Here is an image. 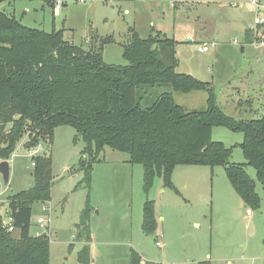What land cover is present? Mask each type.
Masks as SVG:
<instances>
[{
	"label": "rangeland",
	"instance_id": "obj_1",
	"mask_svg": "<svg viewBox=\"0 0 264 264\" xmlns=\"http://www.w3.org/2000/svg\"><path fill=\"white\" fill-rule=\"evenodd\" d=\"M169 1L65 0L54 12L42 0H9L0 3V11L10 14L12 3L14 17L22 25L45 32L64 29L71 42L84 50L96 47L101 38H111L102 50L106 65H127L122 46L129 29L142 39L155 34L173 39L176 72L209 83L224 114L243 119L264 115V46L260 44L264 38L255 37L252 44L243 41L255 17L250 0H185L178 8L170 7ZM202 44H208L207 51H197ZM165 91L171 92L166 87L149 89L142 106ZM173 97L185 111L206 109L204 91L173 93ZM240 101L252 103L251 111L241 110ZM75 136L73 128L58 127L51 145L44 140L38 144L42 147L38 155L50 156L52 186L48 204L31 206L30 234L48 237L49 264H79L80 247L75 240L87 190L77 186L82 179L77 162L84 143L80 139L73 143ZM211 140L232 148L231 163H245L238 147L241 134L213 128ZM27 141L24 136L17 143L8 161V183L0 176L3 222L7 221L3 217L7 198L33 187V159L24 147ZM99 160L93 166L89 190L88 229L95 243L90 244L92 264H130L131 251L145 262L160 264H264V191L253 168L247 166L246 172L255 182L258 209L240 199L221 166H177L171 176L176 191L156 178L145 195L142 168L129 164L127 154L105 148ZM147 200L153 201L156 218L155 232L148 236L141 231L142 206ZM39 217H47L49 223L38 226ZM156 240L162 247L155 245Z\"/></svg>",
	"mask_w": 264,
	"mask_h": 264
},
{
	"label": "trees",
	"instance_id": "obj_2",
	"mask_svg": "<svg viewBox=\"0 0 264 264\" xmlns=\"http://www.w3.org/2000/svg\"><path fill=\"white\" fill-rule=\"evenodd\" d=\"M42 1L53 8L55 0ZM259 28L264 35V25ZM244 33V44L252 43L253 32L246 29ZM109 42L111 38H101L96 47L84 50L71 42L64 29L45 32L26 27L12 14L0 11V161L10 159L24 136L28 138L24 147L29 150L42 140L51 145L58 127L75 130L73 143L79 139L84 143L77 162L82 173L77 186L87 190L77 224L76 240H84L77 253L79 264L91 263V173L105 148L125 153L129 164L141 166L145 195L156 178L176 191L171 176L181 165L221 166L233 190L253 209L260 207V199L247 166L254 169L264 191V115L243 119L224 114L209 83L176 72L173 39L160 34L142 39L129 29L122 46L125 66L103 62V46ZM155 87L171 92L160 93L143 107L148 90ZM197 91L207 95L203 111H185L173 97V93ZM238 104L241 110L252 109L249 101ZM213 128L242 135L238 147L244 164L231 163L232 148L211 140ZM32 159L33 187L9 196L5 203L15 234L7 232L0 216V264H49L48 237L31 235L30 227L32 204L50 201L51 159L46 154ZM155 229L153 201L147 200L142 206L141 231L148 236ZM130 264H140L136 252L131 251Z\"/></svg>",
	"mask_w": 264,
	"mask_h": 264
},
{
	"label": "built area",
	"instance_id": "obj_3",
	"mask_svg": "<svg viewBox=\"0 0 264 264\" xmlns=\"http://www.w3.org/2000/svg\"><path fill=\"white\" fill-rule=\"evenodd\" d=\"M182 0H172V2H170V7H174L175 4L177 2H181ZM184 1V0H183ZM249 4L253 7L254 11H255V17H254V23L253 26L250 28L252 32L256 33L257 32V26H263L264 25V0H250ZM63 5V0H55L54 2V6H53V10L55 12V10H59ZM188 41L192 40V38H187ZM262 46H264V43L261 42L260 43ZM210 48H212L214 46L213 42L209 44ZM208 50V44H202L201 46L197 47V51L199 52H205ZM42 150L41 146H37L34 148H31L28 150L29 152V156H31V158L35 157L38 155V153ZM32 166H33V162H32ZM1 203V201H0ZM43 210H46V208H43ZM249 212L247 211V214ZM3 217H5L7 219V221L4 222V225L6 227L7 232L11 233L14 231V228L12 226V218L9 215V212L7 210H5V214H3ZM49 223V219L46 218H42L39 217L37 219V225L42 227L43 225H46ZM162 235L158 236V239H161ZM155 245L160 248L161 247V241L160 240H156Z\"/></svg>",
	"mask_w": 264,
	"mask_h": 264
},
{
	"label": "crops",
	"instance_id": "obj_4",
	"mask_svg": "<svg viewBox=\"0 0 264 264\" xmlns=\"http://www.w3.org/2000/svg\"><path fill=\"white\" fill-rule=\"evenodd\" d=\"M187 1V0H186ZM170 2H172V0H170L169 1V5H170ZM183 2H185V0L183 1H181V2H177L176 4H175V7H177L178 8V6L180 5V3H183ZM9 2H7V4H8ZM12 3H9V5L11 6H8L9 8H11V11H10V14H12L13 16H14V14H13V11H12V5H11ZM184 4V3H183ZM254 23V22H253ZM253 26V24H251L250 26H248L247 27V29H250L251 27ZM246 30V29H245ZM251 30V29H250ZM258 32V33H257ZM256 33H254L253 32V34H254V37L253 38H255V37H258V36H260V35H262V33H263V29H261V28H259L258 29V31H257ZM258 34V35H257ZM257 35V36H256ZM263 38H264V35L262 36ZM253 42H255V40H253ZM252 42V43H253ZM252 43H250V44H252ZM264 43V42H263ZM244 51V49L242 48V52ZM245 72H248L247 70L245 71ZM245 74H243L242 76H244ZM27 151H28V149H27ZM29 153V152H28ZM9 161V160H8ZM50 201H48V202H46L45 204H48ZM246 214H247V212H246ZM91 233V232H90ZM90 236H91V241L89 242V248H90V244H92V245H94L95 243L93 242V235H92V233L90 234ZM73 237V239H74V237L75 236H72ZM157 238H158V236H157ZM75 242L76 243H78V245H79V250L81 249V247L83 246V244H84V240H81V239H78V240H75ZM161 247H162V243H161ZM49 248H50V246H49ZM137 255L140 257V255L137 253ZM50 256V255H49ZM91 257V256H90ZM49 263H50V258H49ZM92 263H94V260H92L91 261V263L90 264H92ZM146 262L145 261H143L142 259H141V257H140V264H145Z\"/></svg>",
	"mask_w": 264,
	"mask_h": 264
},
{
	"label": "water",
	"instance_id": "obj_5",
	"mask_svg": "<svg viewBox=\"0 0 264 264\" xmlns=\"http://www.w3.org/2000/svg\"><path fill=\"white\" fill-rule=\"evenodd\" d=\"M242 51V49H241ZM0 176L4 184L9 180V162L8 160L0 161Z\"/></svg>",
	"mask_w": 264,
	"mask_h": 264
}]
</instances>
